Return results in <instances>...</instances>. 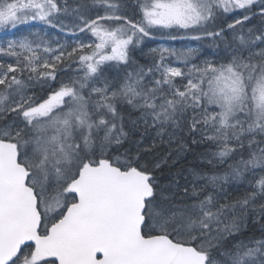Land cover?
I'll list each match as a JSON object with an SVG mask.
<instances>
[{
    "label": "snow or ice",
    "instance_id": "6c2138e0",
    "mask_svg": "<svg viewBox=\"0 0 264 264\" xmlns=\"http://www.w3.org/2000/svg\"><path fill=\"white\" fill-rule=\"evenodd\" d=\"M0 264H264V0H0Z\"/></svg>",
    "mask_w": 264,
    "mask_h": 264
},
{
    "label": "trees",
    "instance_id": "16d2710c",
    "mask_svg": "<svg viewBox=\"0 0 264 264\" xmlns=\"http://www.w3.org/2000/svg\"><path fill=\"white\" fill-rule=\"evenodd\" d=\"M162 43H168L170 46L177 47V48H180L182 45L188 44V43H191L192 46H196L197 44V42L195 41H191V42H188V41H166V42L156 41L153 43L152 46H156L157 44H162Z\"/></svg>",
    "mask_w": 264,
    "mask_h": 264
},
{
    "label": "rangeland",
    "instance_id": "374dc122",
    "mask_svg": "<svg viewBox=\"0 0 264 264\" xmlns=\"http://www.w3.org/2000/svg\"><path fill=\"white\" fill-rule=\"evenodd\" d=\"M166 41H168V40H162V41H160V42H166ZM164 46H170L168 43H162Z\"/></svg>",
    "mask_w": 264,
    "mask_h": 264
}]
</instances>
